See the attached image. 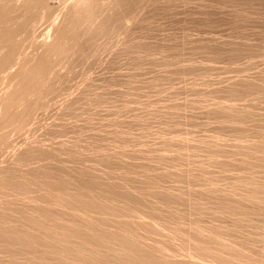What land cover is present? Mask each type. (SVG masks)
I'll list each match as a JSON object with an SVG mask.
<instances>
[{
	"label": "rangeland",
	"instance_id": "1",
	"mask_svg": "<svg viewBox=\"0 0 264 264\" xmlns=\"http://www.w3.org/2000/svg\"><path fill=\"white\" fill-rule=\"evenodd\" d=\"M25 2L15 0L10 16L39 17V42L49 27L47 39L56 38L75 0H33L27 12ZM89 15L53 55L51 81L37 88L40 106L22 128L14 131L16 108L8 119L0 110V136L9 133L0 144L9 174L0 183V264H78L49 245L50 223L78 224L79 238L89 225L134 235L178 259L190 256L200 224L264 254L262 215L238 221L219 208L247 177L264 184V0H101ZM27 42L0 72V95L17 80L8 73L34 56ZM77 189L102 204H63ZM25 229L32 243L21 240Z\"/></svg>",
	"mask_w": 264,
	"mask_h": 264
},
{
	"label": "bare ground",
	"instance_id": "2",
	"mask_svg": "<svg viewBox=\"0 0 264 264\" xmlns=\"http://www.w3.org/2000/svg\"><path fill=\"white\" fill-rule=\"evenodd\" d=\"M99 1L101 0H75L68 7L65 16L63 15L66 20L59 29V26L56 25L58 19L55 20L56 23L53 24V27L56 26L54 28L58 29L56 38L53 41L47 39L51 35V27H49L41 41L34 42L32 31L39 17L32 16L30 20L24 19L18 23L10 16V12L17 8L15 0H1L0 45H5L7 48L5 51H0V72L4 71L8 64L21 54L23 41H28L27 43L32 44L35 50L34 56L25 55L19 68L8 73L12 78L17 77V80L8 90L5 89L4 94L0 95V110L3 111V117L8 119L6 111L15 108V114L22 117V123L14 127V131L20 130L23 123L32 116V112L40 106L34 94L38 87H42L44 84L42 82L45 79L51 81V69L55 62L53 55L66 52V36L74 33V27L79 25L81 19L90 17L89 13L95 10V5ZM32 4L33 0H28V3L25 2L22 6L26 7L27 12ZM20 29L26 30L25 39L16 37V32ZM31 58L34 59L31 60ZM234 116L237 117L238 114ZM6 119L2 118V121ZM235 119L233 118V120ZM8 134L0 136V144H5ZM4 174L6 172L3 169L0 172V183L9 176V174L6 176ZM242 182L245 186L244 192L222 196L220 202L218 201L220 212L226 215L231 214L237 217L238 221L243 216L262 215L264 221V184L255 182L248 177ZM87 192L77 189L73 198H65L62 203L71 205L70 208L75 210H79V206L87 208L88 205H96V202L102 204L96 197L95 201L85 200V197L89 198L92 195L91 190ZM28 220L30 229H36L35 226L41 225L42 215L38 214ZM56 226L55 223H50L47 226V230L51 231L47 232V234H51L50 237L47 236L49 245L56 248L65 259L78 260V264H218L219 262H214L216 260L227 264H264V254L244 250L241 245L228 242L220 231L205 229L200 224H196L192 228L193 247L189 258L185 257V259L182 257L178 259L176 256L175 259L170 258L172 255L168 254L169 257L164 256L165 254L156 255L155 252L161 248L160 246H141L134 235L105 232L89 225L83 229L86 237L79 238L78 229L80 227L78 224L71 223L65 227L66 230H56ZM30 232L27 229L21 231V240L32 243Z\"/></svg>",
	"mask_w": 264,
	"mask_h": 264
}]
</instances>
